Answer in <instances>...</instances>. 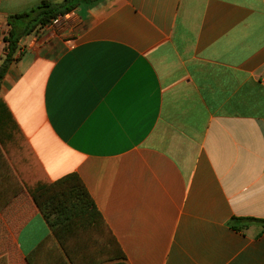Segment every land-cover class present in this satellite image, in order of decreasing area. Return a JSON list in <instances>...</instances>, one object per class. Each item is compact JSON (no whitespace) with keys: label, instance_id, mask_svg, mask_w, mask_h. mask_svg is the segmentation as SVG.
<instances>
[{"label":"crops","instance_id":"0c3cea01","mask_svg":"<svg viewBox=\"0 0 264 264\" xmlns=\"http://www.w3.org/2000/svg\"><path fill=\"white\" fill-rule=\"evenodd\" d=\"M42 1L0 0L7 33ZM44 30L1 82L0 259L264 264L262 227H233L264 219V0H97ZM69 175L125 258L97 261Z\"/></svg>","mask_w":264,"mask_h":264},{"label":"trees","instance_id":"16d2710c","mask_svg":"<svg viewBox=\"0 0 264 264\" xmlns=\"http://www.w3.org/2000/svg\"><path fill=\"white\" fill-rule=\"evenodd\" d=\"M96 1L97 0H64L61 3H53L44 0L35 7L9 15L7 18L9 31L4 37L6 43L5 57L0 65V88L2 80L17 58L18 50L21 49V41L23 39L33 34L40 33L58 17L75 11L82 5L92 4ZM55 188L65 204L70 219L73 220L74 225L82 234L97 261L102 263L105 260H112L113 258H125L121 248L114 239H110V242H106L105 238L102 241H97L90 236L91 231H95V229H98L101 225L107 228V224L95 207L81 179L77 175H69L58 181L55 184ZM239 223H241V225H239ZM245 223L259 224L264 234V219H235L233 227L238 229ZM115 247L120 250V253L119 255L113 256ZM100 253L105 255L101 259L99 256ZM0 264H7V262L2 258L0 259Z\"/></svg>","mask_w":264,"mask_h":264},{"label":"rangeland","instance_id":"374dc122","mask_svg":"<svg viewBox=\"0 0 264 264\" xmlns=\"http://www.w3.org/2000/svg\"><path fill=\"white\" fill-rule=\"evenodd\" d=\"M30 8V7H29ZM28 7H26L25 10H27ZM45 31V30H44ZM44 31H41L40 33L38 34H33L32 36H30L28 39L29 40H33L34 38H36L35 42L37 43L38 40H39V37ZM7 33V28L5 27V25L1 24L0 23V65L2 64L3 60H4V57H5V47H6V43L4 42V35ZM45 34V32H44ZM35 43V44H36ZM22 46H24V43L21 44ZM21 46V47H22ZM20 54L18 55L17 54V57H19ZM17 59V58H16Z\"/></svg>","mask_w":264,"mask_h":264},{"label":"built area","instance_id":"2783aa9c","mask_svg":"<svg viewBox=\"0 0 264 264\" xmlns=\"http://www.w3.org/2000/svg\"><path fill=\"white\" fill-rule=\"evenodd\" d=\"M62 19H63V16L58 17L57 19H55V20L53 21L52 25H55V24H59V23H61Z\"/></svg>","mask_w":264,"mask_h":264}]
</instances>
